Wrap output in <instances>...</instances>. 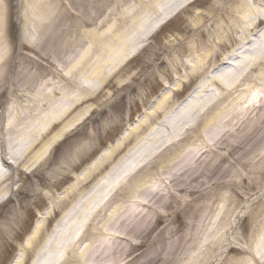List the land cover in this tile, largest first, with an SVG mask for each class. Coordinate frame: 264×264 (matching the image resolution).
<instances>
[{"label":"bare ground","instance_id":"1","mask_svg":"<svg viewBox=\"0 0 264 264\" xmlns=\"http://www.w3.org/2000/svg\"><path fill=\"white\" fill-rule=\"evenodd\" d=\"M181 2L182 7L177 6L173 12L186 7L192 0ZM238 2L241 10L235 5L236 2L219 6L222 12L211 17L209 26L213 27V33L207 41L190 37L188 42L167 44L169 53L160 62L168 63L175 76L171 78L168 74L170 82L164 85L154 101L147 100V107L141 116L112 147L102 151L85 168L86 173L74 176L73 182L53 199L51 209L58 207L68 197L75 198L63 226L62 245L66 246L68 254L59 264H123V256L146 231L153 221L152 216L167 213L183 214L187 228L182 239H176L170 251L175 263L178 261L174 255L176 247L191 258L194 257L192 250L202 248L199 246L204 242L217 248L218 255L227 249L229 229L243 214L244 206L239 205L235 211L228 209L226 186L229 180L234 183L236 178L239 181L243 178L253 181L248 174L260 167L261 158L264 161V156L261 157L264 152V8L253 7L244 0ZM23 6L20 16L21 40L35 48L40 46L42 56L52 64V68L20 66L13 68L8 78L10 68L0 64V92L7 87L12 97L1 114L4 121L0 123V159L6 164L0 165V204L20 188V184L11 187L17 169L32 172L44 162L52 144L67 130L75 129L81 123L89 109L82 110L83 103L91 99L105 81L106 73L98 74L96 63L92 65L94 71L87 78L99 81L98 84H84L82 77L85 67L80 64L82 56L90 51L98 52L96 57L114 52L123 59H130L148 44L154 31L164 22L158 23L159 18L164 20L173 13L168 7L157 10L155 0H132L129 12L114 24L113 32L110 27L98 32L105 19L98 16L100 4L97 0H77L75 3L72 0H27ZM75 6L79 12L72 11ZM66 10L74 14L76 20L63 28V43L67 50L61 56V50L57 52L58 49L52 48L51 39L55 32L54 22L59 17L62 20ZM148 10L158 19L154 22L148 19ZM225 12L227 19H222ZM3 14L0 4V38ZM196 16L197 13L190 18L191 26L198 24L195 23L199 18ZM215 22L218 25L214 27ZM28 24L31 27L28 28ZM89 24H93L92 29H84L78 37L75 35L72 38V31L77 32ZM201 28L208 26L203 24ZM40 30H49L45 39L41 40ZM221 31L223 34L219 35ZM197 32H194L195 36ZM86 40L89 46L83 47L82 51L67 52L76 45L81 46ZM187 43L192 44L190 49ZM224 45L228 52L220 54L219 48ZM46 46L49 48L44 50ZM183 55H186V60L181 58ZM4 56L5 51L0 48V62ZM95 60L98 61V58ZM135 75V71L131 72L130 78H135ZM197 77L200 79L188 98L175 103L173 98L176 93ZM20 111L22 115L18 117ZM142 128L146 132L140 142L156 152L179 148L182 151H209L228 156L229 164L219 174L222 179L213 178L218 167L216 161H206L201 155L183 162V153L172 158H166V153H163L161 157L165 156L157 163L146 166L150 171L159 165L160 170L172 176L170 180L160 181L159 184L141 177L133 180L134 184L141 183L140 194L150 198L145 204L147 210L135 208V204L139 203L129 193L121 196L119 183L102 182L101 191L108 188L105 194L94 192L88 199L84 198L80 189L86 177L115 152L121 142ZM36 147L38 149L32 152ZM82 149V145H77V162L80 161ZM180 164H183L182 170L175 173L174 168ZM230 167L233 170L228 176ZM200 172L204 174L203 178L195 179L194 175ZM46 194L51 197L49 189ZM44 216V213L37 216L33 231L24 240V246L33 242ZM61 221L58 220L57 226ZM223 225L225 238L211 233L214 226ZM164 230L168 233L172 230L171 225H166ZM56 243L58 253L62 246L60 242ZM20 259L21 254L17 253L10 264H20ZM47 260L39 264L55 261L52 256ZM261 262L264 264V257Z\"/></svg>","mask_w":264,"mask_h":264},{"label":"rangeland","instance_id":"2","mask_svg":"<svg viewBox=\"0 0 264 264\" xmlns=\"http://www.w3.org/2000/svg\"><path fill=\"white\" fill-rule=\"evenodd\" d=\"M76 1L72 0L73 3ZM82 1L85 2L86 0ZM97 1L100 4L98 16L100 19H105L104 24L98 27V32H103L108 27L113 32L114 24L119 23L120 18L129 12L132 4V0ZM155 1L157 10L168 7L171 11H174L177 6L182 7V4H180L182 0ZM237 1L241 0H192L186 7L176 12L172 11L173 13L169 14L170 16L166 19L159 18L158 23L160 21L164 22L154 31L148 44L130 59H123V56H118L114 52L100 55V57H96L98 52L94 53V51L88 52L84 57L82 54L80 55L83 58L80 64L85 67L84 77H82L84 84H98L99 81L87 78L94 71L91 67L96 63V72L98 74L106 73L107 77L100 90L91 99L83 103L82 110H86V108L90 110L88 109L83 115L81 123L77 128L67 130L52 144L45 154L44 162L32 172L17 169V175L11 187L15 188L20 184V188L0 204V264H10L17 253L21 254L20 264L44 263L51 256L56 262L50 264H59L65 259L68 252L66 246L62 245L63 226L66 221L65 216L68 215L75 198L68 197L58 207L51 209L50 205L53 199L60 196L62 191L73 182L74 176L86 173L85 168L102 151L116 143L122 133L134 123V120L141 116L145 107H147V100L152 99L154 101L160 95L164 85L170 82L167 76L170 75L171 78L175 76V73L168 68V63L160 62V59L167 58L169 53L167 44L188 42L190 37L207 41L213 33V27L209 26L211 17L222 12L219 6L225 7L232 2H236L235 5L239 6L241 10L242 7ZM244 1L253 7L264 8V0ZM26 2L27 0H0L4 11L1 21L0 48L5 51V56L0 64H5L10 68L8 78H10L13 68L20 66L30 67L31 69L35 67L52 68V64L42 56L40 46L37 45L38 48H35L21 40L22 22L20 16L23 11V4ZM72 9V11L79 12L76 6ZM195 13L198 15L196 17H199L195 22L198 24L191 26L189 20L194 17ZM146 17L153 20V22L158 19L149 10L146 11ZM75 18L74 14L66 10L62 20L59 17L53 24L55 32L51 39L52 48L58 49L57 52L61 50V56L66 49L63 43V28L70 26L69 23L76 20ZM222 19H227L226 12L223 13ZM203 24L207 25L208 28H201ZM216 25H218L217 22L213 26ZM29 27H31L30 24H28ZM92 27L93 24L83 26L77 32L72 31L70 35L72 38L75 35L78 37L79 32L84 29H92ZM119 30L117 29V31ZM47 31L49 30L39 31L41 40L42 38L45 39L49 33ZM194 32H197V36ZM218 34L222 35L223 31L218 32ZM226 45L219 48L220 54L228 52ZM85 46H89L87 40L81 46L72 47L71 50L68 47L69 51L67 52L77 53L80 52V49L82 51ZM187 46L190 49L192 44L187 43ZM45 48H49V46L44 47V50ZM77 55L79 58V54ZM95 58H98V61ZM181 58L186 60V55L181 56ZM111 60L113 62L109 63ZM134 71L136 73L135 78L131 79L130 74ZM199 79L198 77L194 78L188 84H185L176 93L173 101L175 103L182 102L188 98ZM8 92L7 87L0 92V123L4 121V118L1 117L4 107L12 100ZM20 115H22L21 111L18 112L17 116ZM145 132L146 130L142 128L137 134L121 142L119 148L108 155L86 177L85 183L80 189V193L84 198L88 199L94 192L98 194L107 192L108 188L101 191L102 182L119 183V188L122 189L121 196H126L129 193L139 203V205L135 204V208L147 210L145 204L148 203L150 198L146 194H140L142 187H139V185L141 183L134 184L133 180L141 177L157 184L160 181L170 180L172 176L163 169L160 170L159 165H156L155 169L150 171L146 166L147 164L157 163V160L165 156L161 157L163 153H166V158H172L176 154L183 153L185 157L183 162L188 159H196L201 155L206 158V161H216L218 167H216L213 178H221L219 177L222 172L221 169L226 168L229 164L228 156H220L215 152L182 151L179 148H170V151H153L140 142ZM77 145L83 146L78 162L75 156ZM37 149L36 147L32 152ZM240 153L246 155L245 152ZM261 155L263 157L264 152ZM243 159L246 158L243 156ZM261 159L262 164H260V167L248 174L253 181L250 178H243L242 181L236 178L234 183L229 180L230 184L228 183L226 186L225 194L228 197L226 206L228 209L235 211L239 205H243L244 210L243 214L236 219L229 229L227 235L229 237L228 246L222 255H218L217 248L210 247L208 242H204L199 246L202 248L195 247L192 250L193 258L182 254V250L180 251V248L176 247L174 255L176 254L178 261L175 263L176 261H173L174 258L170 251L173 249L176 239L180 241L182 234H185L187 230L184 215L181 213L176 215L167 213L166 215L153 217L150 214L153 220L151 226L149 225L146 228L141 237L135 241L136 244L130 247L128 253L123 256L125 260L123 264H263L261 260L264 257V161L263 158ZM1 164L5 165L6 161L0 159ZM182 167L183 164H180L177 168H174V172L181 171ZM232 170V167H230L227 173L228 176L232 174ZM203 176L202 172L194 175L195 179L203 178ZM48 189L51 192V197L46 194ZM7 193L6 191L5 196ZM216 204L215 201L214 205ZM40 213L45 214L40 225L41 228L33 237V242L24 246V240L33 231V226ZM60 219L62 221L57 226ZM169 224L172 230L167 233L164 227ZM224 229L225 225L223 227L214 226L211 233L222 239L223 236L226 237ZM51 241H53V244H50ZM56 241H59L60 246H62L58 253H56ZM199 250L202 252H199Z\"/></svg>","mask_w":264,"mask_h":264}]
</instances>
